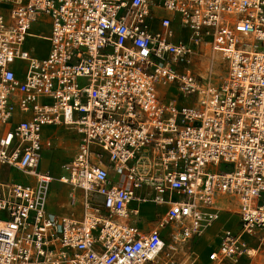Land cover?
<instances>
[{
    "label": "built area",
    "instance_id": "built-area-1",
    "mask_svg": "<svg viewBox=\"0 0 264 264\" xmlns=\"http://www.w3.org/2000/svg\"><path fill=\"white\" fill-rule=\"evenodd\" d=\"M204 53L224 70H191ZM46 127L76 140L55 179L77 218L47 210ZM202 237L210 264H264V0H0V264H195L178 257Z\"/></svg>",
    "mask_w": 264,
    "mask_h": 264
},
{
    "label": "rangeland",
    "instance_id": "rangeland-1",
    "mask_svg": "<svg viewBox=\"0 0 264 264\" xmlns=\"http://www.w3.org/2000/svg\"><path fill=\"white\" fill-rule=\"evenodd\" d=\"M162 14H165V12H160L159 15H162ZM177 17V16H176ZM178 17L177 18H174V26L175 27H178ZM46 28L47 27H44V25L41 23H38V25H33V30L37 33H45L46 32ZM178 29V28H177ZM176 33L178 35H181L184 33L183 30H180L178 29L176 31ZM35 38H38L35 36ZM42 40H46V37L45 36H42V38H40ZM28 43L32 46V51L35 53V55H43L46 53V43L45 42H40V41H37V40H29ZM210 55V53H204V56L205 58H199L200 60H196L194 61L195 63H197V66L196 68H194L193 66L191 67V70L193 71H200V74L202 77H205L208 73V70L210 71H214L216 73L220 72V71H223L226 64L222 61H220L219 59L215 58V62L216 60H219L221 63L217 64L215 62L213 66H211V60L209 58H206ZM210 67V68H209ZM17 69H22V64H19L16 66ZM223 76V75H222ZM79 83L80 84H85L86 83V80H82L80 79L79 80ZM158 90L160 91H164L166 93H170L169 90L166 89V87H158ZM188 102V101H187ZM51 130H54L53 128H50V127H46L44 128V132H46V135L49 136V131ZM67 142H65L64 145H66ZM69 145L65 148H60L57 150L58 154H55L53 155L52 151H44V153L42 154V161H41V165L39 167L40 171L41 172H46V171H49V170H54L55 172H60L61 174V163H67L69 162L75 155V150H71V147L69 148ZM103 159H106V155L103 154ZM53 171V172H54ZM63 174V173H62ZM8 177V181L10 182H30L31 179L30 178H26L24 177L23 175L19 174V173H16V172H10V173H6L5 175V178ZM68 190V189H67ZM64 186L62 185H57V184H52L50 186V192L48 194V201H47V209L50 211V208L48 207V205L53 204V209H51L53 212L56 211L57 214L58 212L60 213L61 211L64 212V213H69L72 209L68 206H65L64 209H60V205L61 203L63 202H66L67 198L65 195L66 191ZM144 193V189L140 190L139 191V194H143ZM54 195V198L51 196V195ZM144 195V194H143ZM220 204L222 206H226V205H230V210L233 212L236 210V201L235 200H230V199H227V198H224L223 200L220 201ZM157 210H158V214H159V210H161V208L158 206L157 207ZM158 214L155 216V219H154V225L157 224V221L159 219V216ZM221 226V225H219ZM170 231V230H168ZM169 237V235H168ZM170 238V237H169ZM214 240V239H213ZM212 239H206L205 237H202L196 245V248H198V252L200 254V259H202V263L201 264H209L206 262V254H205V245L208 243V242H213ZM194 242H192L191 244H187L186 247H189V250H187V248L184 250L185 251V255L183 254V252H181V254L179 255L178 257V260L183 263V261H185L187 259V256L189 255V253L191 251H194ZM217 244H215L213 246V248L216 247ZM190 263V260L187 261V264ZM240 264H259V262H248V261H245L243 262L242 260L239 262ZM198 264V263H197Z\"/></svg>",
    "mask_w": 264,
    "mask_h": 264
},
{
    "label": "crops",
    "instance_id": "crops-1",
    "mask_svg": "<svg viewBox=\"0 0 264 264\" xmlns=\"http://www.w3.org/2000/svg\"><path fill=\"white\" fill-rule=\"evenodd\" d=\"M46 27H47L46 28V32L40 34V33L35 32L32 29L33 28V26H32V28H31V36H32V38L27 39V41H26V43L24 45L26 47V49H28L32 53V55L35 56L38 59H43V58L47 57L48 52H49V48L50 47H49V42L47 40H48V37H49V34H50V27H49V25L46 26ZM33 36H36L38 38H35ZM42 36H45L47 38V40L40 39V38H42ZM31 39L37 40V41H40V42H45L46 43V53L43 54V55H40V56L39 55H35V53L32 51V46L28 43V41L31 40ZM48 137H50L53 140V142H54V148H53V150H51L53 155L58 154L57 150L60 149V148H64V147L66 148L68 146V144H70L69 148L71 147V150H75V155H76V152H77V148L76 147L77 146H76V140H75L74 137H72L70 135H66L64 133H60V132H49V136ZM65 142H67L66 145H64ZM75 155H74V157H75ZM62 164L63 163H61V165ZM50 171L52 172V174L54 175L55 178H58V176L60 175L59 170H58V172H55L54 170H50ZM55 184L64 186L66 190L68 189L66 191L65 195H64V196H66L67 200H66V202H63V203L59 204L60 205V209H64L65 206H68L72 210L69 213H64V212L61 211L60 213L58 212V214H57L56 211L53 212L51 210V209H53L52 208L53 204L51 202V204L48 205V207L50 208V211L47 209L48 212H50V213H52L54 215H57V216H67V217L71 216V217L77 218L79 216V213H80V206L77 205V204L75 206H70L69 197H68L69 192H71L70 186L63 185V184H58V183H55ZM142 189H144V193L143 194H147L149 192V189L147 187H143L140 190H142ZM139 191H137V196L143 195V194H139ZM51 196L54 198L53 194ZM147 202H150V201H147ZM157 207L158 206H156L152 202H150V204L142 205L141 208H140L139 202L134 201V202H132L130 204V208H132V209H139V210L141 209V214L139 213V226L141 228L144 227V228H147V229H151V228L156 226V225H154L153 222H154L155 216L158 214ZM160 208H161V210H159V214H158L159 217L163 213V208L162 207H160ZM231 217H233V226L232 227H234L235 223L237 221L236 215L235 214L233 215L232 213L229 214L227 212H223L221 214V219H220L219 225H225L227 220L229 218H231ZM194 252H195V255H196V258L194 260L195 264H197V263L201 264L203 261H202V259H200L198 248H196V245L194 246ZM205 260H206L207 263H209L207 261V259H205ZM242 261L245 262V260H242Z\"/></svg>",
    "mask_w": 264,
    "mask_h": 264
},
{
    "label": "bare ground",
    "instance_id": "bare-ground-1",
    "mask_svg": "<svg viewBox=\"0 0 264 264\" xmlns=\"http://www.w3.org/2000/svg\"><path fill=\"white\" fill-rule=\"evenodd\" d=\"M33 37H35V36H33ZM46 40H47V38H46ZM206 58H209L210 60H211V66H213L214 65V63L213 62H215V58H217V59H219L221 62H222V58L220 57V56H218V55H216V54H212V53H210V55L208 56V57H206ZM219 60H216V65L217 64H219V63H221ZM210 68V67H209ZM207 76H208V74L205 76V77H203V78H207ZM171 91H173V89H170ZM53 178L50 180V186L52 185V184H54V183H58V184H60L56 179H55V177L54 176H52ZM70 195H72L71 193H69ZM140 204V208H141V206L142 205H144V204H150V202H141V203H139ZM139 213L141 214V209L139 210ZM233 226V217H231V218H229L228 220H227V222H226V224L224 225V227L225 228H231ZM215 244H218V238H214V240H213V242H208L206 245H205V254H206V259H207V253H208V251L209 250H211L212 248H213V246L215 245ZM199 256H200V254H199Z\"/></svg>",
    "mask_w": 264,
    "mask_h": 264
}]
</instances>
